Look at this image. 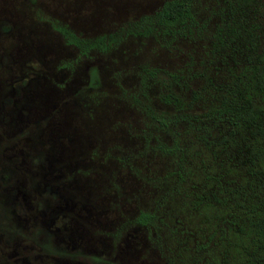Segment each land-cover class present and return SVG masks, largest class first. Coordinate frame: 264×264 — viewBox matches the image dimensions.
Listing matches in <instances>:
<instances>
[{
	"label": "rangeland",
	"instance_id": "374dc122",
	"mask_svg": "<svg viewBox=\"0 0 264 264\" xmlns=\"http://www.w3.org/2000/svg\"><path fill=\"white\" fill-rule=\"evenodd\" d=\"M166 1L0 0V264L218 253L193 207L202 176L184 169L264 61V0H185L189 31L158 22Z\"/></svg>",
	"mask_w": 264,
	"mask_h": 264
},
{
	"label": "trees",
	"instance_id": "16d2710c",
	"mask_svg": "<svg viewBox=\"0 0 264 264\" xmlns=\"http://www.w3.org/2000/svg\"><path fill=\"white\" fill-rule=\"evenodd\" d=\"M157 15L166 29L197 28L185 0L166 1ZM252 65L249 76L232 85L234 93L212 108L211 114L218 117H209L210 123L204 125L203 147L210 149L206 160L202 159L206 165L184 169L190 177L202 176L203 189L192 198L203 222L200 229L218 235L214 244L219 251L211 254L209 264H264L262 54ZM148 216L142 212L140 219L146 221Z\"/></svg>",
	"mask_w": 264,
	"mask_h": 264
}]
</instances>
